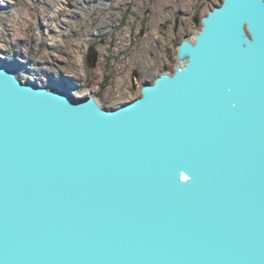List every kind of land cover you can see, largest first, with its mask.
<instances>
[{
    "label": "water",
    "instance_id": "water-1",
    "mask_svg": "<svg viewBox=\"0 0 264 264\" xmlns=\"http://www.w3.org/2000/svg\"><path fill=\"white\" fill-rule=\"evenodd\" d=\"M193 36L114 108L0 61V264H264V0Z\"/></svg>",
    "mask_w": 264,
    "mask_h": 264
},
{
    "label": "rangeland",
    "instance_id": "rangeland-1",
    "mask_svg": "<svg viewBox=\"0 0 264 264\" xmlns=\"http://www.w3.org/2000/svg\"><path fill=\"white\" fill-rule=\"evenodd\" d=\"M222 0H0V61L107 108L141 96L142 84L173 72L177 46L194 38ZM96 60L89 63V55Z\"/></svg>",
    "mask_w": 264,
    "mask_h": 264
},
{
    "label": "snow or ice",
    "instance_id": "snow-or-ice-1",
    "mask_svg": "<svg viewBox=\"0 0 264 264\" xmlns=\"http://www.w3.org/2000/svg\"><path fill=\"white\" fill-rule=\"evenodd\" d=\"M185 179H186V177H185Z\"/></svg>",
    "mask_w": 264,
    "mask_h": 264
}]
</instances>
